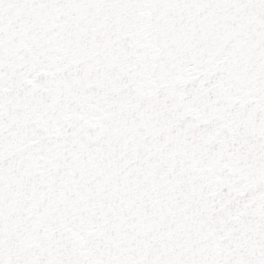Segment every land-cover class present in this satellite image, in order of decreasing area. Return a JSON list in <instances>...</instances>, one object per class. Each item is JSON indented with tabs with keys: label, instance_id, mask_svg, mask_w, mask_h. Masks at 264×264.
Listing matches in <instances>:
<instances>
[{
	"label": "snow or ice",
	"instance_id": "snow-or-ice-1",
	"mask_svg": "<svg viewBox=\"0 0 264 264\" xmlns=\"http://www.w3.org/2000/svg\"><path fill=\"white\" fill-rule=\"evenodd\" d=\"M0 264H264V0H0Z\"/></svg>",
	"mask_w": 264,
	"mask_h": 264
}]
</instances>
